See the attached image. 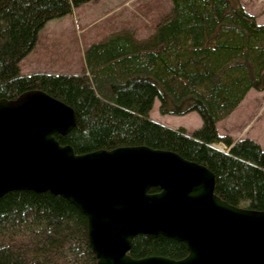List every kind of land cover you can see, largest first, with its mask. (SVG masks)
<instances>
[{
    "label": "trees",
    "instance_id": "16d2710c",
    "mask_svg": "<svg viewBox=\"0 0 264 264\" xmlns=\"http://www.w3.org/2000/svg\"><path fill=\"white\" fill-rule=\"evenodd\" d=\"M67 1L76 7L90 0ZM67 3L0 0V98L40 89L74 109L75 126L55 138L76 153L126 145L172 150L208 167L226 202L264 210V149L216 129L250 89H263L264 23L241 0H170L147 36L121 28L91 42L81 72L22 74L20 61ZM155 99L161 114L196 111L201 126L189 134L153 120ZM218 142L227 151L212 146ZM129 254L181 259L187 249L171 237L138 234ZM95 263L86 216L68 199L32 190L0 197V264Z\"/></svg>",
    "mask_w": 264,
    "mask_h": 264
},
{
    "label": "water",
    "instance_id": "95a60500",
    "mask_svg": "<svg viewBox=\"0 0 264 264\" xmlns=\"http://www.w3.org/2000/svg\"><path fill=\"white\" fill-rule=\"evenodd\" d=\"M75 124L74 109L40 89L0 98V197L68 199L86 216L95 264H264V210L220 198L208 167L147 145L76 153L55 138ZM138 234L179 240L187 255L134 258Z\"/></svg>",
    "mask_w": 264,
    "mask_h": 264
},
{
    "label": "rangeland",
    "instance_id": "374dc122",
    "mask_svg": "<svg viewBox=\"0 0 264 264\" xmlns=\"http://www.w3.org/2000/svg\"><path fill=\"white\" fill-rule=\"evenodd\" d=\"M242 1L264 23V0ZM169 7L170 0H90L76 7L68 2L65 12L46 21L40 30L35 47L20 61L21 73H79L84 66V50L91 42L121 28L133 29L136 37L143 38ZM158 108L159 101L155 99L150 117L166 126L184 127L191 134L202 124L196 111L161 114ZM216 129L219 135L234 140L253 139L264 149V86L261 90L250 89L239 106L216 123ZM212 146L228 149L222 142Z\"/></svg>",
    "mask_w": 264,
    "mask_h": 264
},
{
    "label": "crops",
    "instance_id": "0c3cea01",
    "mask_svg": "<svg viewBox=\"0 0 264 264\" xmlns=\"http://www.w3.org/2000/svg\"><path fill=\"white\" fill-rule=\"evenodd\" d=\"M244 1H245V0H244ZM242 4H243V6L245 7V9H246L248 12H250V13L253 14V15H255L257 22L262 23V22H261L262 19H261L260 16H258V13L253 12V11L250 10L248 7H246V6L244 5L245 2L243 3V1H242ZM255 9H257V8H255ZM24 74H25V73H24ZM249 91H250V90H249ZM249 91L246 93V95L244 96V98L247 96V94L249 93ZM244 98H243V99H244ZM243 99H242V100H243ZM240 103H241V102H240ZM240 103H239V104H240ZM238 106H239V105H238ZM238 106H237V107H238ZM237 107H236V108H237ZM154 120H155V119H154ZM155 121H157V120H155ZM158 122H159V121H158ZM164 125H165V124H164ZM168 126H169V125H168Z\"/></svg>",
    "mask_w": 264,
    "mask_h": 264
}]
</instances>
